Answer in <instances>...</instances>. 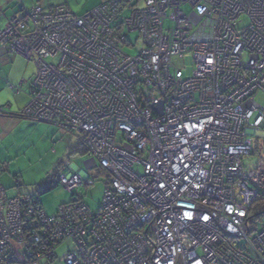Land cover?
<instances>
[{
	"label": "built area",
	"instance_id": "built-area-1",
	"mask_svg": "<svg viewBox=\"0 0 264 264\" xmlns=\"http://www.w3.org/2000/svg\"><path fill=\"white\" fill-rule=\"evenodd\" d=\"M115 1L84 16L34 7L0 30L37 67L21 115L83 136L86 169L107 182L97 213L74 199L53 216L0 185V264L45 263L66 242L63 264H264V213L250 217L264 161L243 166L264 128V0ZM65 166L70 193L94 185Z\"/></svg>",
	"mask_w": 264,
	"mask_h": 264
},
{
	"label": "rangeland",
	"instance_id": "rangeland-1",
	"mask_svg": "<svg viewBox=\"0 0 264 264\" xmlns=\"http://www.w3.org/2000/svg\"><path fill=\"white\" fill-rule=\"evenodd\" d=\"M86 2L87 0H71L69 3L70 10L75 15L82 16L86 13ZM183 11L188 13L190 9L189 7H183ZM167 13L170 15V11ZM128 14V11L124 13L125 16H128ZM247 24L249 22L245 19V25ZM173 27L174 24L170 20H166L163 24L165 30H170ZM128 41L131 46H124L123 52L129 56H136L142 48L140 36L137 33H131L128 35ZM18 57L22 64L17 61L15 71L21 72L25 79L22 76L23 81H20L21 78L18 80L17 84L19 81L22 84H19L16 89L20 90V87L23 86L30 92L37 71L36 64L34 61L27 60L22 56ZM57 61V57L47 60L48 63L55 64ZM177 65L182 69L184 78L192 76L194 63L190 53L185 54L184 59ZM24 81H27V84ZM255 101L264 109L263 92L257 94ZM27 123L29 127L26 130L15 133L11 137V148L10 146L8 148L9 159L3 162L6 170L5 173L0 174V177L6 175L15 182L12 189L7 186V188H4L8 191L9 197H14L17 193L15 189L21 186L27 191V195H35L39 198L40 205L47 216H53L60 206L72 201V194L57 184L59 177L66 172L65 165L72 169L76 168L78 172L85 173L89 171L90 178H92L93 171L87 170L84 165L86 156L81 153L84 150L81 144L83 136L64 134L58 127L51 124L32 121H27ZM262 132L259 133V136H250L255 148L253 155L243 161L246 171H251L260 160L264 161V128ZM48 182L54 186L52 191H45ZM94 182L93 186L82 187L73 192L75 196L81 198L84 205L93 213L99 210L104 191L107 188V182L103 176H98L97 179H94ZM3 183H5V180H3ZM261 209L264 211V205ZM262 211L261 213H263ZM71 248V243H65L59 248L52 264H61L66 252Z\"/></svg>",
	"mask_w": 264,
	"mask_h": 264
},
{
	"label": "crops",
	"instance_id": "crops-1",
	"mask_svg": "<svg viewBox=\"0 0 264 264\" xmlns=\"http://www.w3.org/2000/svg\"><path fill=\"white\" fill-rule=\"evenodd\" d=\"M70 1L71 0H0V30L2 31L7 27L9 17L16 15L21 18L23 10H28L33 6H38L45 10L60 4H67L69 7ZM100 2L101 0H87L85 6L86 12L95 8ZM18 56L20 55L11 52L6 45L0 44V174L5 173L6 170L3 162L9 159L8 148L9 146L11 148V137L15 133L22 132L29 127L27 123L29 120L19 117L20 112L29 102L30 96L27 88L22 86L20 90L16 89L19 84H22L20 81H23V74L15 71V64L17 61L21 63L18 60ZM23 78L25 79V76H23ZM19 79L20 81L17 84ZM24 83L27 84V81H24ZM74 170L77 169L74 168ZM83 173L84 172H81L82 175H84ZM85 173L90 174L88 171ZM3 180H5V183H3ZM14 183L15 182L6 175L0 177V185H3V188L10 187L12 189ZM15 190L17 191L15 196H32L27 195V191L21 186ZM6 192L8 193L7 190Z\"/></svg>",
	"mask_w": 264,
	"mask_h": 264
},
{
	"label": "trees",
	"instance_id": "trees-1",
	"mask_svg": "<svg viewBox=\"0 0 264 264\" xmlns=\"http://www.w3.org/2000/svg\"><path fill=\"white\" fill-rule=\"evenodd\" d=\"M108 1H110V0H101V2L95 7V8H98V7H101V6H103V5H106L107 3H108ZM112 1H115V0H112ZM118 1H121V0H118ZM116 2V1H115ZM60 5H62V4H60ZM65 5H67V4H65ZM56 6H58V5H56ZM56 6H53V7H50V8H48V9H41L40 7H38V6H33L32 8H34V7H38L42 12H45V11H47V10H49V9H51V8H54V7H56ZM68 6V5H67ZM32 8H30V9H28V10H23V15H22V17L21 18H23V16H24V14L26 13V12H29ZM69 8V7H68ZM95 8H93V9H95ZM70 9V8H69ZM93 9H91L89 12H91ZM126 11H128L129 12V9L128 8H124V9H121L120 10V12L113 18V20L111 21L112 23H111V25L112 26H118L119 24H120V22H122L124 19H126L128 16H129V14H128V16H125L124 15V13L126 12ZM72 12V11H71ZM89 12H86L84 15H86L87 13H89ZM73 13V12H72ZM74 14V13H73ZM84 15H82V16H84ZM13 16H15V17H17L16 15H13ZM12 17V16H11ZM10 18V17H9ZM8 18V19H9ZM18 18V17H17ZM3 31V30H2ZM119 31H121V32H124V33H126L125 31H124V29H119ZM127 41H128V37H127ZM0 44H2V43H0ZM3 45H6V44H3ZM7 47H8V45H6ZM130 46H131V43H130ZM9 48V47H8ZM10 50V49H9ZM131 57H133V56H131ZM31 89V88H30ZM30 93V92H29ZM257 96V95H256ZM255 96V97H256ZM28 104V103H27ZM2 111V110H1ZM19 117L20 118H22V119H26V118H24L22 115H21V112H20V114H19ZM26 120H28V119H26ZM30 121V120H29ZM32 122H35V121H32ZM38 123H41V122H38ZM61 131V130H60ZM62 132V131H61ZM62 133H64V132H62ZM65 134V133H64ZM82 144V143H81ZM83 145V144H82ZM252 146H253V144H252ZM254 148L255 147H252V151H251V156L253 155V152H254ZM84 156H86V150L84 149L82 152H81ZM250 156V157H251ZM249 157V158H250ZM248 158V159H249ZM89 176L88 177H90V174H88ZM98 176H103V177H105L106 178V175H105V173L103 172V171H101L100 169H96L95 171H94V173H93V175L91 176L92 177V179L94 180V179H97V177ZM95 183V182H94ZM47 185H46V187H45V191H52L53 190V187L54 186H52L51 185V183H46ZM52 184H55V183H52ZM57 184H58V180H57ZM72 194V201L74 200V199H76V202H79L80 204H82V205H84V203L81 201V198H79L78 196H75L74 194H73V192L71 193ZM104 196V195H103ZM30 198L31 199H33V200H36V202H37V205H39V206H41L40 205V202H39V198L37 197V196H30ZM71 201V202H72ZM70 202V203H71ZM69 204V203H68ZM67 205V204H66ZM263 205H264V198H259L257 201H256V203L252 206V209H251V213H250V217H251V219H259V217L264 213V211H262V207H263ZM64 206V205H63ZM85 206V205H84ZM101 206V205H100ZM61 207V206H60ZM42 208V207H41ZM261 211L263 212V213H261ZM98 212V211H97ZM97 212H95V213H97ZM66 243H71V242H66ZM65 243H63V244H61L60 246H58L57 248H56V250H55V254H54V256H53V258H51V259H49L48 260V262H42L41 264H52V262H54V260H55V256H56V251L57 250H59V248H61L63 245H64ZM72 244V243H71ZM73 251L74 250V246H73V244H72V248L69 250V251ZM68 252V251H67ZM66 252V253H67ZM61 264H63V262L61 263Z\"/></svg>",
	"mask_w": 264,
	"mask_h": 264
},
{
	"label": "snow or ice",
	"instance_id": "snow-or-ice-1",
	"mask_svg": "<svg viewBox=\"0 0 264 264\" xmlns=\"http://www.w3.org/2000/svg\"><path fill=\"white\" fill-rule=\"evenodd\" d=\"M188 215H189V218H191V214H188ZM204 219H205V220H207L208 218H207V217H205Z\"/></svg>",
	"mask_w": 264,
	"mask_h": 264
},
{
	"label": "water",
	"instance_id": "water-1",
	"mask_svg": "<svg viewBox=\"0 0 264 264\" xmlns=\"http://www.w3.org/2000/svg\"><path fill=\"white\" fill-rule=\"evenodd\" d=\"M159 109H161V106L159 107Z\"/></svg>",
	"mask_w": 264,
	"mask_h": 264
}]
</instances>
